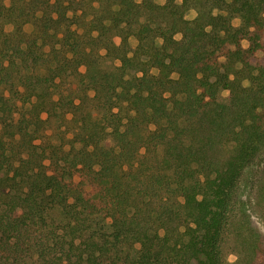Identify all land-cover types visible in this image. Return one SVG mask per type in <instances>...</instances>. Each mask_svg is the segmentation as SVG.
<instances>
[{
    "label": "trees",
    "instance_id": "1",
    "mask_svg": "<svg viewBox=\"0 0 264 264\" xmlns=\"http://www.w3.org/2000/svg\"><path fill=\"white\" fill-rule=\"evenodd\" d=\"M230 253L264 264V0H0V264Z\"/></svg>",
    "mask_w": 264,
    "mask_h": 264
},
{
    "label": "clouds",
    "instance_id": "2",
    "mask_svg": "<svg viewBox=\"0 0 264 264\" xmlns=\"http://www.w3.org/2000/svg\"><path fill=\"white\" fill-rule=\"evenodd\" d=\"M53 2H54V0H53ZM135 2H136L137 4H142V3H143V0H135ZM155 2H157V3L161 4V5H163V4L167 3V0H155ZM176 2H177L178 4H182V3H183V0H176ZM9 5H10V3H9ZM93 6L96 7V8H99V7H100V0H93ZM119 8H120V5H119V4H115V5H113V10H116V11H117ZM217 14H218V13H217V9H216V8H213V15L215 16V15H217ZM69 15H71V11H69ZM186 18H187V17H186ZM105 23L107 24V23H109V21L106 20ZM233 25H234L235 27H239V26H240V21H239L238 19L233 20ZM210 27H211V26H209V28L206 29V30H210ZM7 30H8V29L6 28V31H7ZM96 35H97V33L94 32V33H93V36H96ZM174 39H177V40L182 39V35L178 33V34H176V35L174 36ZM128 40H129L130 43H132L133 40H134V37H133V36H129V37H128ZM114 41H115V44H116L117 46H120V45L123 43V39H122V37H120L119 35H117V36L114 38ZM157 43H158V45H162V44L164 43V41H163L162 38L157 37ZM242 43H243V42H242ZM138 44H139V41H138V40L135 41V43L132 44L133 49H135V48L138 46ZM245 47H247V44H246V43H245ZM99 54H101V55H106V50H105V49H100V50H99ZM127 55H128V58H131V57L134 55V52H128ZM142 59H143V58H142ZM221 59H223V58H221ZM121 66H122L121 61H120L119 59H117L116 62H115V67H121ZM81 71H84L83 67L81 68ZM152 74H156L157 76L159 75V72H158L157 68L154 67V68L151 69V72L149 73V75H152ZM172 75L175 76V75H176V72L173 71ZM136 76H137L138 78H142V77L144 76L143 71H137V72H136ZM124 78H125V80H128L130 77H129L128 75H126ZM230 78H231V79H234V77H230ZM242 86L247 87V86H248V81L245 80V81L243 82V85H242ZM117 91L119 92L120 89L118 88ZM89 95H90V96H94V93H91V92H90ZM222 95L225 96V97H230V91H229V90H225V91L222 93ZM76 103L79 104V100H77ZM113 112L119 113V107L113 108ZM67 118H68V119H71V118H72V117H71V114H69ZM107 131H108V132H111V131H112V128L109 127V128L107 129ZM122 131H123V129H122ZM238 259H239V256H238V255H236V254H234V253H230V254L228 255V258H227V260H228V264H235V261L238 260Z\"/></svg>",
    "mask_w": 264,
    "mask_h": 264
},
{
    "label": "rangeland",
    "instance_id": "3",
    "mask_svg": "<svg viewBox=\"0 0 264 264\" xmlns=\"http://www.w3.org/2000/svg\"><path fill=\"white\" fill-rule=\"evenodd\" d=\"M188 16H189V17H194V16H195V12H194V11H190ZM234 20H236V19H234ZM238 20H239V19H238ZM239 21H240V20H239ZM25 29H26V31L31 32V31L33 30V25H32L31 23H28V24L25 25ZM135 41H137V40L134 38V40H133V42H132L131 44L135 43ZM245 43H246L247 46H248V41H247V40H244V41H243V45H244V46H245ZM113 63H114V61H113L111 58H103V59H102V66H103L105 69H108V68L112 67ZM224 91H225V90H222V92H221V94H220V98H221V100H223V101H227L228 97H225V96L222 95V93H223ZM193 264H195V263H193Z\"/></svg>",
    "mask_w": 264,
    "mask_h": 264
}]
</instances>
